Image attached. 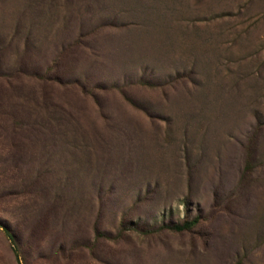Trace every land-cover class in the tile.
Here are the masks:
<instances>
[{
    "label": "rangeland",
    "instance_id": "obj_1",
    "mask_svg": "<svg viewBox=\"0 0 264 264\" xmlns=\"http://www.w3.org/2000/svg\"><path fill=\"white\" fill-rule=\"evenodd\" d=\"M0 264H264V0H0Z\"/></svg>",
    "mask_w": 264,
    "mask_h": 264
},
{
    "label": "trees",
    "instance_id": "obj_2",
    "mask_svg": "<svg viewBox=\"0 0 264 264\" xmlns=\"http://www.w3.org/2000/svg\"><path fill=\"white\" fill-rule=\"evenodd\" d=\"M192 226H193V224H191V223H184L182 225L173 226V229L175 231L181 232V231L188 230V229L192 228ZM9 237H13V236L9 235Z\"/></svg>",
    "mask_w": 264,
    "mask_h": 264
}]
</instances>
